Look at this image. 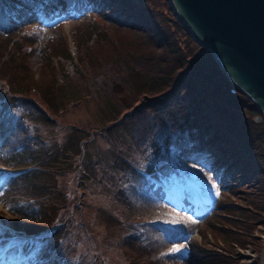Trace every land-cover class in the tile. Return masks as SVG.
Returning a JSON list of instances; mask_svg holds the SVG:
<instances>
[{"label":"trees","instance_id":"obj_1","mask_svg":"<svg viewBox=\"0 0 264 264\" xmlns=\"http://www.w3.org/2000/svg\"><path fill=\"white\" fill-rule=\"evenodd\" d=\"M40 5H46V10ZM158 5L165 10L156 9ZM64 18H79L84 24L73 29L72 47L55 57L48 50L32 57L35 69L43 65L53 73L59 93L56 100L74 111L80 104L92 102L103 109L96 125L116 130L107 135L109 140L114 141V134L117 137L122 129L130 139H125V146L133 143L144 150L153 143L177 152L201 165L206 178L228 194L242 193L240 198L250 209L218 200L205 221L211 225L221 212H230L224 222L225 240L239 247L245 241L250 243L253 238L246 236L264 216V130L254 117L246 116L256 112L251 100L230 82L212 54L191 37L168 0H0V32L7 25ZM15 96L10 106L0 100V160L18 166L19 173L8 179L0 199L18 219L42 225L51 198L60 195L64 200L60 205H65L64 194L70 191L74 198L69 205H75L77 173L84 175L80 168L87 167L90 136L67 138L60 154L45 156L50 146L46 125L53 130L47 138H59L66 130L55 120L49 102L27 94ZM90 135L101 139L96 133ZM212 149L219 155L211 154ZM100 162L104 171L108 166L104 159L95 161V169L101 167ZM61 163L65 170L59 169ZM69 172L73 174L65 184L62 181L64 187H58L56 179ZM237 173H247L250 183L242 187ZM46 176L56 184L48 185ZM144 186L150 197L165 198L162 185L146 182ZM23 189L37 196L28 202L21 197L28 195ZM184 202L188 204L186 199ZM56 206L53 209L58 213L59 203ZM218 226L215 223L213 227ZM188 245L186 259L191 264L237 263L229 254L207 250L195 240ZM43 259L31 257L24 264H48Z\"/></svg>","mask_w":264,"mask_h":264},{"label":"rangeland","instance_id":"obj_2","mask_svg":"<svg viewBox=\"0 0 264 264\" xmlns=\"http://www.w3.org/2000/svg\"><path fill=\"white\" fill-rule=\"evenodd\" d=\"M156 9L165 10L160 5ZM78 20L64 18L44 22L41 23L42 28L37 21H32L29 25L6 26L0 32V100L6 106L15 103L16 94L46 100L52 104L55 120L66 130L58 135L59 138H47L53 130L46 125L49 127L46 139L50 146L44 155L56 157L61 149L66 148L64 140L67 138L90 136L87 145L90 151L85 161L87 167L80 168L84 175L77 173L79 196L76 194L73 207L69 205L74 198L70 191L64 194L68 201L62 205L65 207L60 205L64 202L60 195L51 198L46 203V222L38 225L6 212V204L0 199V264H24L31 257L45 258L43 262L48 264H183L182 261L191 264L186 259L191 240L207 250L229 254L237 260L236 264H261L264 216L255 225L256 229L246 236L253 240L250 243L245 241L243 247L225 240L223 230H227V223L224 222L231 216L230 212H221L211 225L205 221L217 207L218 200L250 209L240 198L242 193L228 194L224 191L226 189L206 178L201 165L177 152L166 151L153 143L144 150L132 142L125 146V139H130L122 129L117 132V137L114 134V141L109 140L107 135L116 130H103L106 124L96 125L95 120H99L103 109L92 102L80 104L74 111L69 110L64 101L56 100L59 93L54 86L53 73L43 65L39 70L35 69L32 57L46 50L51 57L67 52L72 47L73 29L84 27ZM253 109L256 112L246 116L254 117L260 129L264 130V120L255 105ZM91 133L98 134L101 139L91 137ZM122 138L124 140L121 141ZM111 146L113 150L109 149ZM213 153L219 155L215 149H212ZM102 159L108 166L102 171L100 162L101 167L95 169V161ZM17 168L0 160V193L7 188L8 179L19 173ZM65 168L61 163L59 169ZM69 173L63 179H56L58 187H64V180L73 174ZM91 174L92 178L89 177ZM236 175L242 177V187L250 183L246 180L247 173ZM56 180L46 176L50 186L56 184ZM70 182L73 184L74 180ZM146 182L161 184L166 189L165 198L150 197L144 186ZM23 191L28 195L21 197L28 202L29 198L37 196L29 190ZM184 199L190 205L185 204ZM57 203L58 213L53 209H57ZM173 220L179 223H170ZM215 223L221 227L214 229ZM61 230L62 233H58ZM180 245L183 247L179 251H169Z\"/></svg>","mask_w":264,"mask_h":264},{"label":"water","instance_id":"obj_3","mask_svg":"<svg viewBox=\"0 0 264 264\" xmlns=\"http://www.w3.org/2000/svg\"><path fill=\"white\" fill-rule=\"evenodd\" d=\"M168 2L191 37L212 54L264 120V0Z\"/></svg>","mask_w":264,"mask_h":264},{"label":"snow or ice","instance_id":"obj_4","mask_svg":"<svg viewBox=\"0 0 264 264\" xmlns=\"http://www.w3.org/2000/svg\"><path fill=\"white\" fill-rule=\"evenodd\" d=\"M170 223H179V221H175V220H173V221H170ZM183 247V245H180V246H174L173 248H171V249H169V251L170 252H177V251H179L180 250V248H182Z\"/></svg>","mask_w":264,"mask_h":264}]
</instances>
